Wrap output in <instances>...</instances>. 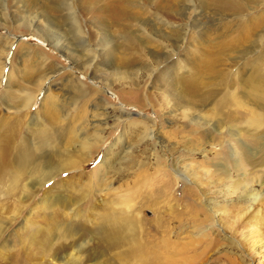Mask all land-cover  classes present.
Masks as SVG:
<instances>
[{"label":"rangeland","instance_id":"obj_1","mask_svg":"<svg viewBox=\"0 0 264 264\" xmlns=\"http://www.w3.org/2000/svg\"><path fill=\"white\" fill-rule=\"evenodd\" d=\"M62 1H65L67 5L56 4V0H0V36L6 37L10 41L5 52H0V55H4V66L0 74V92L5 88L9 69L16 72L22 64L25 66L26 62L22 60V53L21 56L18 54L20 46H31L36 50L43 51L45 55L42 63L38 65H35L36 62L32 59V61H28V67L32 66L33 69L41 71V74L49 73V76L45 77L41 89L37 91L36 99L29 107V114H23L27 125L32 114L39 115L40 99L47 88L59 92V87L65 85L67 93L64 92L63 95L69 97L70 85L65 82L64 78L72 73L77 79L80 78V81L83 80L85 87L97 89L100 96L106 98L111 104L124 109L128 113L129 119L137 121L144 119L146 121L144 124L146 123L152 128V135H150V139L144 138L141 141L138 139L136 141L135 133L124 127L128 120L115 123L113 119L115 112L112 111V106H108L107 125H103V133L101 132L105 138L109 136L108 140L96 151L91 152V155L87 157L88 161L82 162L76 169L64 170L43 183L36 196L30 198V202H25L20 193L12 197L0 198V221L4 222V229L0 237V264H31L29 260L25 261L24 257L27 256L33 259L32 263L42 261L44 264H59L51 257L40 260L36 242L27 243L26 249H22L18 244V239L25 233L24 227L27 219H40L39 214L34 213V202L41 199L42 191L55 183L52 186L53 190L56 182L61 178L65 179L71 173L81 175V179L85 180L76 179L75 176L69 178L65 183L67 194H71L75 198L81 196L84 199L81 201V207H85L80 214L82 223H87V226L91 228H95L96 224L99 227L103 226L106 211L114 209L117 220L119 208L124 211L125 218L119 219L123 226L128 225L130 220L137 222L135 237L128 239L126 243L105 250V254L100 257L104 261L103 264H260V261L261 264H264V134L259 136L260 140L245 135L247 131L238 128L243 127L242 125L233 128L236 130L234 135H230L228 129L224 128V134L220 138L222 145L215 143L205 145L206 149H198L193 145L197 142H204L206 136L201 128L189 124V129L192 132L186 130L182 134L183 138L180 139L181 135H175V138L172 137L173 139L169 138L170 140L168 139L164 143L160 142L155 137L156 131L158 133L168 130L176 131V128H180V123L176 119H172L169 112L158 105H152L150 97L146 96L153 90L150 86H155L156 80H159L156 77L157 79L152 82V74L151 77H148V70L154 66V63L150 62L152 56L147 53L141 57L145 58L143 60L141 58L137 60V56H135L134 60H137V63L133 61L134 65H122L125 73H129L127 75L132 76L130 78L133 80L137 79L136 83L140 84V87L134 88L130 94L124 92L127 89L125 87L120 91L118 87H106L103 82H100L102 80L91 74L93 65L98 67L96 72L108 71L118 62V59L114 57L115 53L120 54L123 60L127 59L124 56L125 52L122 53V49H119L113 53L112 61L116 60L115 63L103 62L106 61L104 56L106 47H102L104 46L100 41L102 35L107 32L108 40L111 43L121 39L119 34L115 33L116 23L110 21L109 18L104 16L103 23L101 18L98 22L99 25L95 26L94 20H96L97 12L102 10L103 4H106L107 0H94L88 10L81 6L85 0ZM110 1L108 0V2ZM126 1H129L126 3L131 6L129 9L141 12L140 14L146 12L147 23H149V18L154 19L153 15L157 13L155 5L151 4L149 7L146 5L147 0ZM180 1L172 0L175 4L174 11L177 13L174 18H170L171 25L182 28L185 24L190 26L191 22H196L205 31L209 27L205 23L211 19V16L213 17L211 23H215L211 30L218 24L220 14L218 16L217 13L203 9L199 0H185L184 3ZM182 4H187L191 10L190 13H184L187 15L183 13L177 15L180 9L187 12V7L184 9ZM68 9L72 10L75 22H78L77 25L82 30V34H79L76 29L74 30V24L65 18ZM263 10L264 0L261 2L258 0L256 5H250L245 13L247 17H254ZM159 15L165 17L163 13ZM223 15L225 16L223 21L230 20L226 14ZM130 21L129 27L132 30L137 27L138 29L135 30L138 32L141 25L135 19ZM144 25L147 26V24ZM262 29H264V25ZM210 31H207L208 36L212 37L211 32L214 30ZM152 34L149 30L147 35L150 37L145 38L146 41L143 42L147 43H145L146 47L149 46V49L155 50ZM252 34H254L253 31ZM84 36L89 49L86 51V57H89L90 61H88L91 64L86 72L71 56L76 54L77 58L82 56L78 54H81L79 47H82L81 42H83ZM208 36H206V41L210 39ZM117 38L118 40H116ZM166 43L168 44V41ZM156 48L158 47L156 46ZM94 51L96 58L92 60L90 56L95 53ZM258 51H261V47H258ZM178 52L174 53V58H183L182 48H179ZM255 52L251 55L253 56ZM106 56L108 57V55ZM146 62L149 64L147 65ZM85 64L83 65L84 69L86 68ZM160 65L158 64V66ZM146 67H150V69L147 70ZM237 68L239 66H233L232 71H236ZM12 83L8 81V85ZM22 84H27V82L22 80ZM8 91L5 90L3 96ZM119 93L121 96L123 95L122 98L118 97ZM125 100L126 102H124ZM86 104L87 108H92L89 101ZM4 106L3 104L0 107V118L8 115L12 117V108ZM202 113L206 114L205 110H202ZM210 132L211 135H217L214 129H211ZM115 140H119L120 143H116L112 149L113 158H120L121 150L125 149L122 151L120 160L117 159L118 161L114 163L115 168L118 164L121 166L117 169H109L106 166L100 169V178L104 177L107 182L105 185H103L104 179L102 182L98 181L100 185H86V180L89 181L91 177L89 171L100 162L105 151L114 146ZM151 141L155 142L153 146L155 149L152 147ZM242 141L247 144V147L240 145L243 144ZM229 143L234 144L233 151L230 149L231 147L229 148ZM188 144L192 147L190 145L189 147ZM129 154H139L136 160H141V164L134 163L129 167L127 159ZM110 177H112L111 180ZM249 194H255L256 197L252 199ZM122 198L129 199L131 205L124 202L120 204ZM124 235L127 236L126 233ZM134 243L138 245L134 246ZM12 244L15 245L13 251L18 254L16 261L10 259V253L3 248Z\"/></svg>","mask_w":264,"mask_h":264},{"label":"bare ground","instance_id":"obj_2","mask_svg":"<svg viewBox=\"0 0 264 264\" xmlns=\"http://www.w3.org/2000/svg\"><path fill=\"white\" fill-rule=\"evenodd\" d=\"M56 1L55 3L61 6L67 5L65 1ZM147 1V3L145 2L146 5L149 7L151 4L155 5L157 13H163L165 17L156 13L153 15V17L155 16L154 19L149 18V23H147L146 12L140 14L141 12L129 9L131 6L126 3L129 1L111 0L108 2L107 0V3L103 4L102 10L97 12L96 20H94L95 26L99 25L98 22L101 18L103 23L105 16V18L116 23L115 33H118L119 38H121L120 41L111 43L108 40L107 32L101 34L100 41L104 45L101 46L106 47V49L104 48L105 51L103 50L106 61L103 62L116 61H112L114 59L113 53L119 49H122V53L125 52L124 56L127 59L123 60L120 54L115 53L116 56L114 57L118 59V64L113 65L114 67L112 66L108 71L101 70V72H96L98 67L93 65L91 74L102 80L100 82H103L106 87H118L119 91L125 87L127 89L124 92L130 94L134 88L140 87V84L136 83L137 79L130 78L132 76H128L129 73H125L122 65L132 64L133 61L137 63L139 58L148 53L152 56L150 62L154 63L151 69L146 67L147 70L150 69L148 70V77H151L152 74V82L157 78L159 80H156L155 86H150L153 90L148 92L146 96L150 97L152 105H158V107L169 112L171 118L180 123V128H176V131L159 132L161 135L156 131L157 140L164 143L169 138H175V135H181V139L186 130L191 131L189 124L201 128L206 136L204 142L192 144L198 149H206L205 145L221 144L220 138L224 134V128L228 129L230 135H234L236 130L233 128L238 125L243 126L238 128L247 131L245 135L260 139L259 136L264 134V29H262L264 10L254 17H247L245 13L250 5H256L258 0H199L203 9L217 13L218 16L220 14L214 31L211 30L215 24L211 23L212 16L205 23L206 26H209L205 31L196 22H191L190 26L185 24L182 28H177L170 24L172 22L170 18H174L177 13L174 11L175 4L172 0ZM184 1L181 0L180 2L184 3ZM93 2L94 0H85L81 6L88 10ZM182 5L185 7L184 9L187 7V12L179 8L180 11L177 15L191 12L187 4ZM62 8L64 9V7ZM71 11L69 9L66 11L67 16L65 18L74 24V30L76 29L79 34H82V30L77 25L78 22H75V17ZM223 14H226L230 19L229 21L232 22L223 21L225 17ZM131 19H135L141 25L138 32L135 30L137 27L133 30L129 27L128 23L131 22ZM149 30L153 33L155 50L149 49V46H145L147 43L143 42L146 41L145 38L150 37L147 35ZM207 31L211 32L212 37L208 36ZM36 36L40 37L39 35ZM206 36L210 38L208 41H206ZM85 40L84 36L83 42H81L82 47H79L81 54L78 55L82 56H78L79 58L76 57L77 54L71 56L86 72L91 64L89 57H86V51L89 49ZM9 45L10 41L6 37L0 36V52H5ZM258 47H261V51H258ZM179 48L183 50V58L178 59L177 57L175 59L176 57L174 58L173 55L175 52L179 53ZM254 51L256 52L252 56ZM21 53L24 58H22L23 62H26L25 66L22 64L23 66L21 65L16 72L13 71L15 73L9 69L5 88L0 92V107L3 104L5 106L12 104L10 107L13 113L12 117L8 115L0 118V198L12 197L20 193L25 202H30V198L36 196L43 183L64 170L76 169L82 162L88 161L87 157L91 155V152L96 151L100 145L108 140L109 136L105 138V135L102 134L105 124L107 125L108 106H112L111 109L115 112L113 118L115 123L128 120L123 125L135 133L136 141L137 139L140 141L144 138L150 139L152 128L148 124H144L146 122L144 119L138 121L129 119L128 113L124 109L111 104L106 98L100 96L97 89L85 87L83 80L80 81V78L77 79L72 73H69L66 78L62 77L70 85L67 83L70 87L69 97L63 95L64 92L67 93V89L64 88L65 82L62 83L64 86L59 87V92L47 88L40 99L39 115L37 113L32 114L27 125L23 114H29V107L35 101L37 91L41 89L44 79L49 76V73L41 74V71L33 69L32 66V68L28 67V61L33 60L36 62L35 65L42 63L45 55L43 51L21 45L18 50L19 56ZM135 56H137V60H134ZM90 57L92 60L96 58V52ZM0 58L1 74L4 66V55H0ZM84 63H86L85 69ZM158 64L161 65L158 66ZM236 65L239 68L233 72L232 67ZM21 79L27 84H22ZM8 81L10 83L13 81V85H8ZM5 90L9 91L3 96ZM93 94L95 95L93 96ZM120 96L119 93L118 97ZM88 101L92 108L86 107ZM202 110H205L206 114H203ZM211 129L216 131V136L211 135ZM116 143H120V141L115 140L114 146L107 149L100 162L89 171L91 177L89 181L86 180V185H100L99 183L103 181L104 177L100 178L99 171L103 167L117 169L121 166L118 164L115 168L114 163L120 160L122 151L125 149L121 150V154L119 152L121 156L117 158L118 160L113 158L112 149ZM135 143L137 144V142ZM151 144L153 147L155 142L151 141ZM240 145L247 147L244 142ZM233 147L234 144L229 143V148L232 151L234 150ZM138 155H128L129 167L134 163L141 164V160H136ZM75 176L76 179L84 180L81 179V175L71 173L70 176H66L65 179L61 178L60 181L56 182L53 190L52 186L55 183L42 191L41 199L34 202V213L39 214L40 219H27L25 227L23 226L25 233L23 237L18 239V244L22 249H26L27 243L36 242L40 260L51 257L59 264H103L104 261L100 257L105 254V250L126 243L128 239L135 237L137 222L130 220L128 225L123 226L119 219L125 218L124 211L119 208L117 220L114 209L106 211L103 226L99 227L96 224L95 228H91L87 226V223H82L80 214L85 207H81V201L84 199L81 196L75 198L71 194H67L65 186L67 180ZM106 183L105 180L103 185ZM249 196H252V199L256 197L255 194H249ZM123 202L128 205L130 201L127 198H122L120 204ZM247 208L249 209V206ZM3 229L4 222L0 221V237ZM124 232L128 237L124 235ZM133 245L138 244L134 243ZM3 248L10 253V259H14V261L18 259V254L13 251L14 244ZM24 258H26L25 261L29 260L31 264H44L42 261L32 263L33 259L28 258V256Z\"/></svg>","mask_w":264,"mask_h":264}]
</instances>
